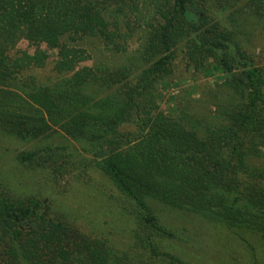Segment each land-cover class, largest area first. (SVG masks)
<instances>
[{"label":"trees","instance_id":"trees-1","mask_svg":"<svg viewBox=\"0 0 264 264\" xmlns=\"http://www.w3.org/2000/svg\"><path fill=\"white\" fill-rule=\"evenodd\" d=\"M252 26L264 30V0H0V135L30 142L55 125L95 155L143 226L159 229L151 195L254 224L264 247V66L236 42ZM182 42L198 70L218 66L224 79L166 114L157 78ZM59 153L26 149L13 162L53 167ZM4 187L0 264H134L62 212L41 210L35 193ZM241 205L251 210L236 215Z\"/></svg>","mask_w":264,"mask_h":264},{"label":"rangeland","instance_id":"rangeland-1","mask_svg":"<svg viewBox=\"0 0 264 264\" xmlns=\"http://www.w3.org/2000/svg\"><path fill=\"white\" fill-rule=\"evenodd\" d=\"M216 15L222 17L225 12ZM236 42L241 53L254 64L264 66V30L252 26ZM184 44L174 48L164 75L157 78V109L166 114H174L182 99L200 97L224 79L218 66L198 70L185 55ZM23 47H27L24 42ZM101 48L95 40L90 53L98 59ZM48 68L50 65L46 71ZM56 128L52 125L44 133H37L38 138L30 142L10 141L0 135V181L7 184L6 194L21 198L35 193L43 202L41 210L48 207L55 216L62 212L85 234L102 240L113 254L129 257L134 264H264V247L254 235V224L235 220L229 225L216 211L208 216L175 209L147 195L146 202L158 218L159 229L143 226L135 202L95 166V155L81 150L77 141L64 139ZM38 147L60 151L57 156L65 157L58 162L60 169L46 162L41 166L14 164L13 157L18 152ZM214 207L224 213L225 204ZM250 210L241 205L235 214L242 212L243 216Z\"/></svg>","mask_w":264,"mask_h":264}]
</instances>
